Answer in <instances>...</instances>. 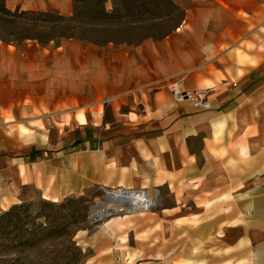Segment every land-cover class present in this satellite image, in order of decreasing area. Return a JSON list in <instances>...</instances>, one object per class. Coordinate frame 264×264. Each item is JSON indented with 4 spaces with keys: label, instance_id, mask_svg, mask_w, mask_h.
<instances>
[{
    "label": "crops",
    "instance_id": "crops-1",
    "mask_svg": "<svg viewBox=\"0 0 264 264\" xmlns=\"http://www.w3.org/2000/svg\"><path fill=\"white\" fill-rule=\"evenodd\" d=\"M191 3L196 9L183 8L164 33L108 43L100 53L78 46L71 58L33 56L35 68L53 69L46 75L22 66L20 76L16 62L30 55L0 44L11 85L0 107V215L33 196L145 191L153 210L134 213L132 229L119 228L117 245L92 264H264V0ZM5 4L73 8V0ZM181 77L187 91L216 88L211 108L174 99L168 85ZM66 78L78 84L61 86ZM61 90L75 96L59 98ZM97 101L88 113L59 110ZM63 114H74L77 126L47 146L46 116Z\"/></svg>",
    "mask_w": 264,
    "mask_h": 264
},
{
    "label": "rangeland",
    "instance_id": "rangeland-1",
    "mask_svg": "<svg viewBox=\"0 0 264 264\" xmlns=\"http://www.w3.org/2000/svg\"><path fill=\"white\" fill-rule=\"evenodd\" d=\"M5 6V0H0V44L13 46L17 50L24 49L32 60L25 65L16 62L17 72L21 76L22 66L30 67L32 74L39 71L43 74L44 71L46 75L48 70H53L50 67L35 68L38 63L33 56L40 58V55L47 56L56 51L62 54L66 52L71 58V51L78 46L85 54H90L96 49L100 53L102 46L108 43H118L123 39L132 42L140 36L164 33L179 21L184 13L183 8L190 6L196 9L197 5L191 3V0H73L72 11L68 14L52 10L10 9ZM50 65L51 63L47 62L44 66ZM4 66L5 62L0 58V107L7 103L6 97L10 95L6 94L7 87L9 89L11 86L7 83L9 75L5 73ZM67 69L74 71L75 67ZM52 76L53 74L44 76L49 81L45 83L50 90L47 93H51V86L54 85L50 83ZM67 81V84L61 86L78 84V79L69 78ZM65 95L74 94L61 90L58 96L65 99ZM97 104L98 101L84 109H80L79 103L66 104L59 110L88 113L89 107H100ZM101 108L103 111L104 106L101 105ZM89 116L90 122L96 121L94 118L92 120V115ZM40 117L16 116L15 120L29 118L31 123H34L33 121ZM68 117L66 114L46 116L49 123L41 132L45 135L47 146L48 142L52 143L58 135L66 138L68 133L76 128V116L71 114L67 121ZM97 122H101V118ZM21 129L30 134L27 128ZM106 195L107 192L98 188L58 201L33 196L18 204L8 215L1 214L0 264H92L93 259L99 260L102 249L109 251L117 245L116 234L119 228L124 232L132 229L134 213H139L111 215L105 220L111 221L109 225L113 235L110 234L101 227L105 221L93 224L90 217L96 204L109 203L105 199ZM151 210L153 209L149 208L141 215H147ZM116 217L118 224L113 223Z\"/></svg>",
    "mask_w": 264,
    "mask_h": 264
},
{
    "label": "bare ground",
    "instance_id": "bare-ground-1",
    "mask_svg": "<svg viewBox=\"0 0 264 264\" xmlns=\"http://www.w3.org/2000/svg\"><path fill=\"white\" fill-rule=\"evenodd\" d=\"M130 201V205H124L122 203L123 194L119 193L118 191L111 192V197L108 200V204H96L91 211V220L104 217L105 215L112 213V212H119V211H130L126 213H132V212H140L144 213L151 205L155 203V199L149 196L148 194L145 195L144 193L140 191H130V193H127ZM138 214V213H137ZM124 216V215H123ZM128 216V215H127ZM126 218V217H125ZM116 220H113V223H117V217ZM111 222V221H110ZM110 222H103L101 227L110 232V234L113 235V231L111 230V225H109ZM118 224V223H117Z\"/></svg>",
    "mask_w": 264,
    "mask_h": 264
},
{
    "label": "built area",
    "instance_id": "built-area-1",
    "mask_svg": "<svg viewBox=\"0 0 264 264\" xmlns=\"http://www.w3.org/2000/svg\"><path fill=\"white\" fill-rule=\"evenodd\" d=\"M183 81L184 77H181L177 81L168 85V89L171 91L174 99L177 102L189 100L192 102L195 108H211V101L209 100V96L215 93L216 88L214 86L199 88L195 91H187L183 88ZM108 102L109 101H105V104H107ZM105 191L108 192V190Z\"/></svg>",
    "mask_w": 264,
    "mask_h": 264
},
{
    "label": "water",
    "instance_id": "water-1",
    "mask_svg": "<svg viewBox=\"0 0 264 264\" xmlns=\"http://www.w3.org/2000/svg\"><path fill=\"white\" fill-rule=\"evenodd\" d=\"M119 193H122L123 194V198L124 200H122V203L124 205H130V201L128 200L129 197L127 196L128 194L127 193H130V191H126V190H118ZM142 193H144L145 195H147V193L145 191H140ZM111 197V191H108L107 192V195L105 197V199L108 201ZM125 212H130V211H119V212H112V213H109L107 215H105L104 217H101V218H97V219H94L93 221L91 220V222L94 224V223H98L100 221H105L107 218H109L111 215H116L118 213H125Z\"/></svg>",
    "mask_w": 264,
    "mask_h": 264
},
{
    "label": "trees",
    "instance_id": "trees-1",
    "mask_svg": "<svg viewBox=\"0 0 264 264\" xmlns=\"http://www.w3.org/2000/svg\"><path fill=\"white\" fill-rule=\"evenodd\" d=\"M16 207H18V205L13 206L9 211L3 213L2 215H3V216L8 215V214H9L10 212H12V210H13L14 208H16ZM0 218H1V215H0Z\"/></svg>",
    "mask_w": 264,
    "mask_h": 264
}]
</instances>
